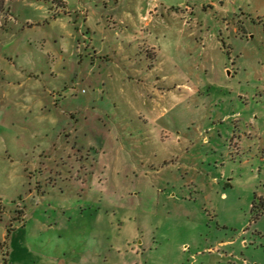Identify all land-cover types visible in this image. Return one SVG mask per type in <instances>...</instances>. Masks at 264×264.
Returning <instances> with one entry per match:
<instances>
[{
  "label": "rangeland",
  "instance_id": "rangeland-1",
  "mask_svg": "<svg viewBox=\"0 0 264 264\" xmlns=\"http://www.w3.org/2000/svg\"><path fill=\"white\" fill-rule=\"evenodd\" d=\"M262 201L264 0L3 1L0 264H264Z\"/></svg>",
  "mask_w": 264,
  "mask_h": 264
},
{
  "label": "trees",
  "instance_id": "trees-1",
  "mask_svg": "<svg viewBox=\"0 0 264 264\" xmlns=\"http://www.w3.org/2000/svg\"><path fill=\"white\" fill-rule=\"evenodd\" d=\"M3 1L4 0H0V11H3ZM254 207V206H253ZM262 209H264V202L262 201L261 202V206H260Z\"/></svg>",
  "mask_w": 264,
  "mask_h": 264
},
{
  "label": "crops",
  "instance_id": "crops-1",
  "mask_svg": "<svg viewBox=\"0 0 264 264\" xmlns=\"http://www.w3.org/2000/svg\"><path fill=\"white\" fill-rule=\"evenodd\" d=\"M85 12L88 14V12H89V8L88 7L85 8Z\"/></svg>",
  "mask_w": 264,
  "mask_h": 264
}]
</instances>
